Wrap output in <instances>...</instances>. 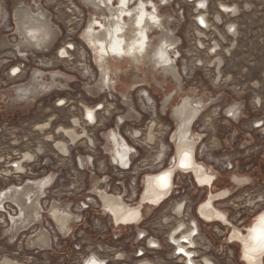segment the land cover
I'll use <instances>...</instances> for the list:
<instances>
[{"label": "rangeland", "instance_id": "rangeland-1", "mask_svg": "<svg viewBox=\"0 0 264 264\" xmlns=\"http://www.w3.org/2000/svg\"><path fill=\"white\" fill-rule=\"evenodd\" d=\"M13 1L0 0V39L4 37L12 43ZM24 2L35 9L37 6L46 9L60 37L54 48L43 55L30 52L22 59L11 50L2 51L0 88L25 82L31 69L41 70L45 78L50 72H56L57 87L26 109L7 101L0 104V188L50 175L53 186L46 200L72 203L81 213L83 222L74 227L67 241L55 244L53 250L37 251L26 247L23 236L11 243L5 234V217L0 214V264L4 259L17 264H82L90 254H96L106 264H183L174 255V245H171V238L180 237L174 233L180 221L185 223L186 229H190L192 223L198 229L191 250L197 262L208 258L214 264H242L237 258V248L225 245V228L206 225L196 220L197 216L194 218L193 209L202 201L204 191L195 188L189 175L175 177L176 189L171 198L140 226L150 238L158 240L160 249L147 250L144 257L135 258L136 251L145 248L144 242L136 243L135 231L118 234L109 226L95 199L88 195L89 186L92 179L106 177L108 192L118 194L119 190L126 189L128 196L124 200L133 203L143 176L166 166L172 152L168 142L172 118L169 113H160L161 92L146 88L132 92V107L137 115L117 128L114 121L124 114L126 107L120 95H95L90 87L96 73L90 54L80 40L86 22V12L80 3L77 0ZM207 2L212 27L204 32H199L193 21V6L184 0H176L183 10L182 16L173 7L161 10H171L178 20L173 30L181 40L176 59L185 89L195 87L201 94L221 97V103L208 109L193 127L194 132L203 135L196 160L218 172L219 183L212 191L230 187L224 182L231 172L252 178V183L236 191L233 197L215 205L228 210L229 221L242 227L264 204V0ZM224 6L232 12L219 13V8ZM217 14L219 20H216ZM229 25L234 26L230 34ZM69 43L74 50L66 57L57 55V51ZM16 65L21 66L23 74L19 78L8 77L10 69ZM118 87H123L122 81L118 82ZM232 103L241 104L239 120L224 114ZM97 104L103 107H96ZM84 107L97 110L94 121L83 116ZM258 122L263 126L255 127ZM43 124L46 126L40 127ZM71 127L79 134L75 140L60 132ZM113 129L136 151L130 170L117 171L111 165L108 135ZM57 142L64 143L68 152L57 148ZM159 151H164L163 156ZM12 165H20L22 170ZM87 200L91 203L86 204ZM83 204L90 207L82 210ZM177 206L181 207L179 214V208L175 210ZM49 230L52 232L51 228ZM119 235L121 237L116 238ZM82 242L86 245L75 250Z\"/></svg>", "mask_w": 264, "mask_h": 264}, {"label": "bare ground", "instance_id": "bare-ground-1", "mask_svg": "<svg viewBox=\"0 0 264 264\" xmlns=\"http://www.w3.org/2000/svg\"><path fill=\"white\" fill-rule=\"evenodd\" d=\"M77 1L86 12L85 27L80 34V40L90 54L91 65L96 73L95 82L90 87L94 94L120 95L126 107L125 111L123 110L124 114L114 121V125L119 128L129 118L137 115L132 107L131 95L138 88L160 91V113L162 115L169 113L172 118V130L168 136L171 156L165 162L167 163L165 167H161L156 173H147L143 176L137 201L127 203L124 200L128 196L126 189H121V195L108 192L107 178L91 180L88 195L95 199L102 217L109 220V226L117 230L118 234L131 229L135 231L138 242L143 241L145 244L148 240L149 246L158 248L160 247L158 240L150 238L140 226L171 198L176 189L175 177L189 175L196 189L206 191L204 199L195 207L197 218L206 225H218L226 229L225 245L237 248V258L242 264H264V254L254 251L245 253V245L251 243L247 229L257 217L264 214V204L255 212L248 224L242 227H236L229 221L228 210L215 206L227 201L236 191L252 183L251 176L231 172L224 182L230 184V187L212 192V187L219 182L218 172L196 160V151L202 139L193 131L194 124L209 108L220 104L221 97L219 95L213 98L201 94L195 87L185 89L176 59L181 40L173 30V25H176L178 20L171 10H161L167 0ZM227 7L221 8L223 11L232 12L231 8ZM222 10L219 9L218 12ZM198 16L205 22L202 15ZM216 16V20H219V15ZM11 20L15 42L1 38L0 53L11 50L15 52V56L22 59L27 57L24 54L26 52L43 55L54 48L60 37V31L51 21L50 13L41 6H37V9L27 6L24 0L13 1ZM69 44L62 46L57 55L66 57L69 51L74 50L73 45ZM10 72L8 77L19 78L23 74L21 66L18 65L13 66ZM56 75V72H50L45 78L41 70L31 69L25 82L12 85L10 88H0V104L7 101L12 106L28 108L55 91ZM117 81L123 82L124 91L118 87ZM60 103L63 104L64 100ZM96 112L95 108L84 107L83 116L94 121ZM224 114L233 120H239L242 114L241 104L232 103L225 108ZM73 122L75 123L74 119ZM45 126L43 124L40 127ZM262 126L259 124L257 127ZM60 132L71 140L79 137L73 127L61 129ZM108 136L111 165L120 171H126L128 167L130 170L132 162L137 157L136 151L114 129ZM56 147L64 153L68 152L67 146L62 142H57ZM184 153L191 154V160L187 158L186 166L181 167V157ZM160 154L163 156L164 151ZM17 167L22 170V166ZM160 173H169L170 183L166 181L167 187H161L160 182L155 179ZM52 179L50 175H45L39 179L23 180L18 185L0 188V214L5 217L6 226L8 224L5 226V234L11 243H15L23 236L29 250L51 251L54 248L55 237L51 235L49 229L51 228L55 234L60 233L67 237L79 223L81 213L73 208L72 203L46 200L48 190L53 186ZM88 200L86 204L91 203ZM86 204L83 206L89 208L90 206ZM119 237L121 235L116 236ZM195 239L189 235L188 238L182 239V245L171 241L174 245L173 251L177 250L180 253L179 259L183 264H200L195 261L191 251ZM96 256L90 254L84 261L87 264H103V259ZM1 264L17 263L4 259ZM202 264L214 263L204 258Z\"/></svg>", "mask_w": 264, "mask_h": 264}, {"label": "built area", "instance_id": "built-area-1", "mask_svg": "<svg viewBox=\"0 0 264 264\" xmlns=\"http://www.w3.org/2000/svg\"><path fill=\"white\" fill-rule=\"evenodd\" d=\"M203 1H204L203 3H198L199 2L198 0H184L185 3L193 6V12L195 14V17L193 18V21L196 24L198 30L199 31H202V32L208 31L212 27L211 26L212 23L210 22V20L208 18V15H207V13H208V2H207V0H203ZM201 5H203V6H201ZM172 7L175 10L178 11V15L179 16L180 15L181 16L183 15V10L180 9V5L178 3H176V0H167V1H165V6H163V8H161V9H169V8H172ZM219 9L222 10L221 7ZM223 12H226V11H223L222 10V12H220V13H223ZM227 13H230V12H227ZM198 15H202L203 18H204V20H205V22H202L200 16H198ZM229 26L227 27V32L230 34L231 32L234 31V26L233 25L231 27H229ZM226 117L231 118L229 116H226ZM259 124L263 125L261 122H258L255 127H257ZM257 128H260V127H257ZM12 168H17V166L12 165ZM128 168L126 170H128ZM231 169H233V167H231ZM87 209L88 208H85L84 206H82V210H87ZM228 218H229V214H228ZM82 222H83V218L81 217V219L79 220V223H77V224H82ZM76 225L74 227H76ZM74 227L72 229V232L67 237H63L60 233L55 234L53 232V230H52L51 233L54 234L55 236L56 235L58 236V237H55L54 238V245L57 244V243H59V242L67 241V238L70 235L73 234ZM140 242L141 241L138 242L137 241V238H136V243H140ZM84 245H86V243L82 242L80 246L79 245L78 246H75V250H77V251L80 250L81 246H84ZM144 245H145V248L143 250L139 249L138 251H136L135 258H142V257H144L145 256V252L147 250L156 251V250L160 249V247L157 248V247H151V246H149L148 245V240H147V242ZM171 245L173 246L172 242H171ZM174 255L176 257H179L180 256V253H178V251L175 250L174 251ZM82 264H87V263L83 260V263ZM104 264H106V263L104 262Z\"/></svg>", "mask_w": 264, "mask_h": 264}, {"label": "snow or ice", "instance_id": "snow-or-ice-1", "mask_svg": "<svg viewBox=\"0 0 264 264\" xmlns=\"http://www.w3.org/2000/svg\"><path fill=\"white\" fill-rule=\"evenodd\" d=\"M203 6V5H201ZM187 156L184 155L181 157V167L186 166ZM169 173H164L163 175L156 177L155 179L160 182L161 187H167V178ZM249 232V241L251 242L248 245H245V253L247 254L250 251L259 252L264 254V214H261L257 217L256 221L247 229Z\"/></svg>", "mask_w": 264, "mask_h": 264}, {"label": "flooded vegetation", "instance_id": "flooded-vegetation-1", "mask_svg": "<svg viewBox=\"0 0 264 264\" xmlns=\"http://www.w3.org/2000/svg\"><path fill=\"white\" fill-rule=\"evenodd\" d=\"M174 26V25H173ZM14 42H15V39H14ZM86 48V47H85ZM28 53H30V52H26V53H24L25 55H27ZM31 53H33V54H35L34 52H31ZM1 54V53H0ZM14 54V53H13ZM23 54V55H24ZM15 55V54H14ZM22 55V56H23ZM28 76H29V73H28ZM28 76H27V78H28ZM27 78H26V80H27ZM25 80V81H26ZM194 88V87H193ZM121 90H123L124 91V86L123 87H121ZM112 94H114V93H111V95ZM106 95V94H105ZM215 97H217V96H215ZM215 97H213V98H215ZM214 107V106H213ZM212 108V107H211ZM210 109V108H209ZM199 134V133H198ZM200 136H201V142H200V144L199 145H201L202 143H203V135H201V134H199ZM198 145V146H199ZM170 148H171V146H170ZM171 155H169L168 156V158L170 157ZM168 158H167V160H168ZM167 162V161H166ZM207 167L208 168H210V166H208L207 165ZM116 168V167H115ZM131 168V167H130ZM211 168H213V167H211ZM214 170H215V168H213ZM116 170L117 171H119V169H117L116 168ZM228 174H230V173H228ZM227 174V175H228ZM104 178H106V177H104ZM109 183V182H108ZM219 183V182H218ZM108 185V184H107ZM119 186V185H118ZM4 189V188H3ZM221 189V188H220ZM108 191V190H107ZM120 192L117 194V195H121V193H122V190H119ZM213 192V191H212ZM139 193H140V188H139V190H138V192L136 193V198H135V201H137V198H138V195H139ZM205 193H206V191H204V196H205ZM125 199V198H124ZM203 199H204V197H203ZM202 199V200H203ZM52 200V199H51ZM51 200H50V202H51ZM54 200H56V199H54ZM58 201H60V200H58ZM84 205V204H83ZM4 208H5V206H4ZM179 208V211L177 212V209ZM176 212L179 214V212H180V210H181V207H176ZM192 214H193V216H194V218H196V215H195V208L193 209V212H192ZM196 220H198V218H196ZM110 223V222H109ZM7 226H8V224H7ZM6 226V227H7ZM193 226V227H192ZM214 226H217V227H220V226H218V225H214ZM129 230V229H128ZM131 230V229H130ZM174 233H178L179 234V238L177 239L178 241H176L174 238H171V241L172 242H177L178 244H182V239L183 238H188V236L190 235V237L191 238H196L197 236H198V229H197V227H196V225H195V223H192V225L190 226V229H186V225H185V223L183 222V221H180L179 223H178V225H177V228H176V231L174 232ZM97 257V256H96ZM194 257H195V255H194ZM86 259H88V257L86 258ZM85 259V260H86ZM203 260V259H202ZM202 260L199 262L200 264H202ZM100 261H102V260H99V262ZM195 261H196V257H195ZM197 262V261H196ZM213 263V262H212ZM103 264H104V261H103Z\"/></svg>", "mask_w": 264, "mask_h": 264}, {"label": "water", "instance_id": "water-1", "mask_svg": "<svg viewBox=\"0 0 264 264\" xmlns=\"http://www.w3.org/2000/svg\"><path fill=\"white\" fill-rule=\"evenodd\" d=\"M183 155H186V156H188L187 158L189 159V160H191V154H189V153H184ZM157 175H159V176H161V175H163L162 173H160V174H157ZM158 177V176H157ZM170 179H169V176H168V178H167V181H168V183H170V181H169Z\"/></svg>", "mask_w": 264, "mask_h": 264}, {"label": "clouds", "instance_id": "clouds-1", "mask_svg": "<svg viewBox=\"0 0 264 264\" xmlns=\"http://www.w3.org/2000/svg\"><path fill=\"white\" fill-rule=\"evenodd\" d=\"M11 73V72H10Z\"/></svg>", "mask_w": 264, "mask_h": 264}]
</instances>
